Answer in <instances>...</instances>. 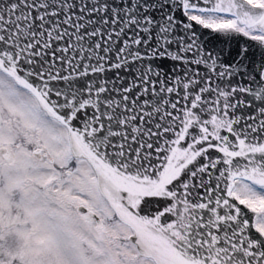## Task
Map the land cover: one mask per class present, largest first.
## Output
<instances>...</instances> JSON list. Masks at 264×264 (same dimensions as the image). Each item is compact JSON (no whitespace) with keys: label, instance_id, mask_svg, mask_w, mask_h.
I'll return each instance as SVG.
<instances>
[{"label":"snow or ice","instance_id":"6c2138e0","mask_svg":"<svg viewBox=\"0 0 264 264\" xmlns=\"http://www.w3.org/2000/svg\"><path fill=\"white\" fill-rule=\"evenodd\" d=\"M0 264H264V0H0Z\"/></svg>","mask_w":264,"mask_h":264}]
</instances>
